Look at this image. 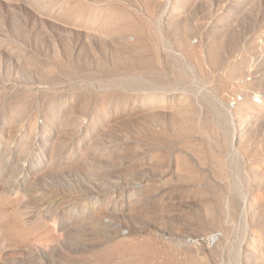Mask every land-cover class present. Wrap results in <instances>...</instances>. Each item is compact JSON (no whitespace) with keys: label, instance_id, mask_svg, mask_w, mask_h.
<instances>
[{"label":"rangeland","instance_id":"374dc122","mask_svg":"<svg viewBox=\"0 0 264 264\" xmlns=\"http://www.w3.org/2000/svg\"><path fill=\"white\" fill-rule=\"evenodd\" d=\"M0 264H264V0H0Z\"/></svg>","mask_w":264,"mask_h":264},{"label":"bare ground","instance_id":"6f19581e","mask_svg":"<svg viewBox=\"0 0 264 264\" xmlns=\"http://www.w3.org/2000/svg\"><path fill=\"white\" fill-rule=\"evenodd\" d=\"M256 98H258V97H256ZM258 109H259V111H262L261 107L258 108ZM232 114H233V113H232ZM236 115H237V114H236ZM239 119H241V116H240V115H237L235 120L237 121V120H239ZM246 125H247V124H246Z\"/></svg>","mask_w":264,"mask_h":264}]
</instances>
